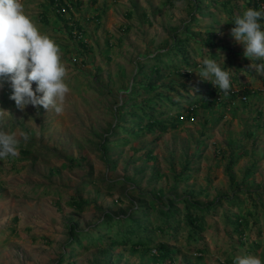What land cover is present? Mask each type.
Segmentation results:
<instances>
[{"label": "rangeland", "instance_id": "rangeland-1", "mask_svg": "<svg viewBox=\"0 0 264 264\" xmlns=\"http://www.w3.org/2000/svg\"><path fill=\"white\" fill-rule=\"evenodd\" d=\"M63 1L65 11L51 0H22L40 32L60 47L71 89L63 113L32 105L20 110L9 99L10 85L0 90V107L12 113L0 127L30 137L21 140L18 157L0 160V264H234L245 255L264 261V86L256 83L245 101L220 94L212 108H196L168 133L141 134L122 115L149 100L166 107L159 121L185 113L177 108L185 107L182 100L175 107L160 97L169 92L158 85L174 75L153 83L154 90L130 92L155 77L148 75L154 62H147L146 75L137 63L170 51L185 34L242 55L234 66L236 56L222 53L235 75L250 79L252 61L231 33V11L219 5L239 10L244 0ZM189 45L198 59L199 45L193 39ZM198 70H189L187 82L195 90L207 81ZM184 199L220 207L194 241L186 229L176 240L156 233L137 248L101 240L116 237L110 219L145 209L155 215L154 207ZM233 214L248 219L241 234L228 221ZM92 237L99 243L86 248ZM161 245L171 254L160 252Z\"/></svg>", "mask_w": 264, "mask_h": 264}, {"label": "trees", "instance_id": "trees-1", "mask_svg": "<svg viewBox=\"0 0 264 264\" xmlns=\"http://www.w3.org/2000/svg\"><path fill=\"white\" fill-rule=\"evenodd\" d=\"M51 3L67 9L66 2L63 0H51ZM212 5V3H209L207 6L203 7V9L207 11L210 7L212 8ZM219 5H222L226 10L231 11L229 16L233 25L234 17L242 15L247 8L264 11V0H244V8H239V10L231 9L229 7L230 3H221ZM260 22L264 23V20H261ZM184 36V39L178 41L177 46L172 47L170 51H158L156 55L145 56V60L147 61L137 63L136 70L144 72V75H146L149 68L147 62H154L149 68L150 73L148 75L152 76V74H154L155 77L147 85H134L130 91L133 95L137 96L140 89H156L153 83L161 82V80H164L165 75L170 74L176 76L178 79L164 81V83L158 85L159 88L160 86H166V90L169 92L168 95L160 97L165 100L164 102H168L175 107L179 105L176 102L177 99L179 101L182 100L185 104L184 108L177 107L185 113L177 112L175 117L168 121L158 120L159 116H162L167 112L166 107L164 104L160 103L162 101L159 100L156 102L149 100L127 108L122 115L124 116L127 114L130 116L133 126H135L137 131L141 134L168 133L177 129L184 119L191 120L196 114V108L201 107L209 109L217 103L219 95L223 93L219 92L218 88L210 81H206L203 85L197 87V90L192 89L187 85V82L193 77V73L189 70L200 68V61L205 56H209L222 64L220 55L223 52L230 56L232 54L236 56L234 66L240 65V62L237 60L238 57H242V55L235 54L232 51L227 50L225 47H220L213 43L209 44L198 41L191 34H185ZM192 39L199 45L200 57L198 59L196 58L198 55L197 51L194 52L189 48ZM204 46L209 50V53L205 50ZM180 62H182L183 65H181ZM223 66L226 69H231L230 63L224 62ZM248 77L250 79L244 80L242 77L233 73L231 76L232 89L228 96L235 97L243 95L248 97L253 93L252 88L254 83L261 81L264 85V75H255V72L249 69ZM118 128L120 129L121 127ZM225 201H228L231 204H237L232 199H225ZM73 204L79 209H83L84 207V203L74 201ZM219 208L216 204L202 206L197 202H191L188 199L174 201L166 206L154 207L156 210L155 215L152 214V209H145L144 211H139L138 216L131 214L122 219H115L114 221L110 219L108 221V226L111 227L112 231L115 230L113 232H115L116 237L110 234L101 238V240L104 244L109 246L132 245L137 248L143 245H148L151 242V238H153L156 233H160L161 236L166 239L176 240L180 231L186 229L188 232L187 238L194 241L197 237H200L205 233L208 224L207 217L211 212H215L216 214ZM248 214L254 216L251 212ZM152 215L157 217L155 222L152 221ZM228 221L233 224L234 231L241 234L242 228L245 223L248 222V219L242 215L233 214L231 217L228 216ZM113 226H116V228L113 229ZM70 228L72 232L75 231L74 225H71ZM87 242L88 245L86 248L99 243L97 237H92V239L87 238ZM73 246L75 247V245H71L72 248H74ZM159 250L164 254H171V251L167 246L161 245Z\"/></svg>", "mask_w": 264, "mask_h": 264}, {"label": "clouds", "instance_id": "clouds-1", "mask_svg": "<svg viewBox=\"0 0 264 264\" xmlns=\"http://www.w3.org/2000/svg\"><path fill=\"white\" fill-rule=\"evenodd\" d=\"M261 20L264 11L247 8L234 17L231 29L233 37L245 45L244 57L251 60L250 69L264 75V30ZM205 47V46H204ZM209 53V50L205 47ZM211 55V54H210ZM212 56V55H211ZM205 56L196 73L210 81L227 96L232 89V69ZM262 61L256 63L254 61ZM67 68L62 62L59 45L48 35L42 34L30 16L26 14L22 0H0V90L5 84L11 87L9 99L24 110L28 105L54 110L61 114L66 96L71 89L66 83ZM35 84V87L33 85ZM12 116L10 110L0 107V121ZM27 133L5 131L0 127V160L19 156L21 140H29ZM234 264H264L260 257L245 255L235 257Z\"/></svg>", "mask_w": 264, "mask_h": 264}, {"label": "crops", "instance_id": "crops-1", "mask_svg": "<svg viewBox=\"0 0 264 264\" xmlns=\"http://www.w3.org/2000/svg\"><path fill=\"white\" fill-rule=\"evenodd\" d=\"M256 83H257V84H260V86H261V85L264 86L263 83H261V81L256 82ZM256 83L253 84V87L255 86ZM254 88H255V87H254ZM254 91H255V90H253V92H254ZM248 97H249V96H248Z\"/></svg>", "mask_w": 264, "mask_h": 264}, {"label": "built area", "instance_id": "built-area-1", "mask_svg": "<svg viewBox=\"0 0 264 264\" xmlns=\"http://www.w3.org/2000/svg\"><path fill=\"white\" fill-rule=\"evenodd\" d=\"M66 9L64 8L63 11H65ZM243 100H247V97L246 96H243Z\"/></svg>", "mask_w": 264, "mask_h": 264}]
</instances>
